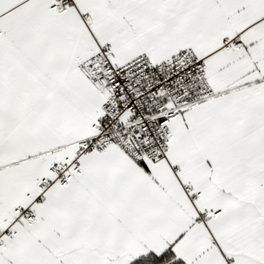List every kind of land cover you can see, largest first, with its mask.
I'll list each match as a JSON object with an SVG mask.
<instances>
[{
    "label": "snow or ice",
    "instance_id": "obj_1",
    "mask_svg": "<svg viewBox=\"0 0 264 264\" xmlns=\"http://www.w3.org/2000/svg\"><path fill=\"white\" fill-rule=\"evenodd\" d=\"M0 264H264V0H0Z\"/></svg>",
    "mask_w": 264,
    "mask_h": 264
}]
</instances>
